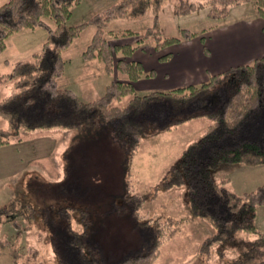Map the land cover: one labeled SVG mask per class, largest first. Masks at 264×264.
I'll list each match as a JSON object with an SVG mask.
<instances>
[{
  "label": "trees",
  "instance_id": "16d2710c",
  "mask_svg": "<svg viewBox=\"0 0 264 264\" xmlns=\"http://www.w3.org/2000/svg\"><path fill=\"white\" fill-rule=\"evenodd\" d=\"M164 1L116 0L76 24H69L67 20L72 15V7L81 0H4L0 3V52L9 35L38 26L45 29L40 49L30 58L16 61L6 77H0L2 81L12 82L9 93L0 99V118L7 123V128L0 127V145L10 143L11 137L21 132L66 131L83 125L106 124L110 133L124 144L127 153L132 154L145 132L156 134L157 126L171 129L192 118L210 119L201 135L182 147L176 163L158 182L161 189L183 191L187 215L177 218L170 214L141 213L145 202L156 197L157 188L152 193L126 195L131 215L145 228L144 248L126 254L117 262L105 263L97 255L98 244L90 240L86 219L74 216L77 225L73 218L65 217L70 214L66 209L60 211L61 216L53 213L57 217L47 211L46 221L54 227L51 241L57 264H151L161 246L183 222L195 218L206 221L213 230L199 247V254L206 259L216 255L223 261V257L237 252L247 253L245 258H249L253 247L256 252L264 248V237L254 221L256 207L264 206V183L237 193L226 185L227 178L217 180L213 176L221 165L264 163V53L248 63L210 74L198 84L140 92L135 88V81L152 75L153 69L145 70L139 60L131 57L150 36H153V48L160 50L200 35L226 19L229 9L236 5L250 2L255 14L264 17V0H176L174 14L186 15L206 8L211 23L200 30L180 28L177 35L160 36L154 26ZM148 9L153 13L152 25L141 33L127 28L122 34L136 37L132 42L110 43L109 36H117L108 27L112 20L141 16ZM88 24L94 26V32L82 51V58L96 60L108 75L115 77L101 95L83 100L73 89L61 87L58 81L64 74L62 51ZM170 55L166 52L158 59L164 61ZM217 85L221 91L206 92ZM202 93L215 95L208 96L207 104L203 100L208 98ZM125 96L127 100L123 99ZM7 205L0 206V219L10 212ZM81 215L86 214L81 212ZM238 235L244 239L237 238ZM0 247L14 262L22 259L21 263H32L39 256V250L32 248L22 258L25 247L17 239L13 244L3 237Z\"/></svg>",
  "mask_w": 264,
  "mask_h": 264
},
{
  "label": "rangeland",
  "instance_id": "374dc122",
  "mask_svg": "<svg viewBox=\"0 0 264 264\" xmlns=\"http://www.w3.org/2000/svg\"><path fill=\"white\" fill-rule=\"evenodd\" d=\"M3 1L0 0V3ZM114 1L81 0L72 7V15L67 22L76 24L84 21ZM175 2L165 0L161 5L154 26L160 36L177 35L180 28L200 30L211 23L206 16V8L186 15L174 14ZM244 8H253L252 3L231 7L230 18L236 17ZM152 23L151 9L141 16L116 18L108 25L117 33L116 37L109 36L110 43L132 42L136 37L122 34L127 28L141 33ZM93 32L94 26L86 25L73 43L62 51L65 66L59 85L73 89L83 100L101 95L115 77L108 75L96 60L82 58V51ZM44 37L45 29L41 26L9 35L0 52V77L5 78L16 61L30 58L39 50ZM141 46L144 48L140 49L155 50L153 36L145 38ZM168 47L155 50L157 57L168 52ZM93 64H96V68ZM159 78L156 76L149 84L151 81L158 82ZM11 83V80H0V99L9 93ZM219 86L211 87L206 92L221 91ZM213 95L208 96L214 98ZM127 98L125 96L123 99ZM203 102L208 104L209 98ZM209 122L210 119L204 116L171 129L157 126L156 134L145 132L138 149L132 154L127 153L124 144L110 133V127L106 124L83 125L66 131L21 132L11 137L10 143L0 145V206L8 204L10 209L7 216L0 219V239L2 241L6 237L13 244L17 239L25 247L24 259L26 250L32 248L39 250V256L32 263H21L22 259L14 262L7 251L0 247V264H57L51 241L54 227L46 221L49 217L44 213L48 211L47 214L61 216L60 211L65 209L70 211L65 217L69 220L73 218L74 224H77L75 217L86 219L90 240L98 244L97 255L105 263L117 262L126 254L143 250L145 228H141L131 215L126 195L133 192L152 193L157 188L156 197L145 202L141 213L170 214L177 218L187 215L183 191L177 188L161 189L158 182L176 163L182 147L198 138ZM0 127L7 128L2 118ZM213 176L217 180L227 178L226 185L242 193L264 183V163L253 166L221 165ZM11 201L12 204L9 203ZM81 212L86 215H81ZM254 221L264 237V206L256 207ZM212 231L211 226L200 218L183 222L181 228L161 246L159 255L151 264H264L263 247H260L261 252H256L253 247L249 258H245L247 253L244 252L228 254L223 261L216 255L209 259L202 257L199 254L200 244Z\"/></svg>",
  "mask_w": 264,
  "mask_h": 264
},
{
  "label": "crops",
  "instance_id": "0c3cea01",
  "mask_svg": "<svg viewBox=\"0 0 264 264\" xmlns=\"http://www.w3.org/2000/svg\"><path fill=\"white\" fill-rule=\"evenodd\" d=\"M140 48L144 47L137 48L131 57L139 60L145 70L153 69V74L135 81L137 90H166L198 84L210 74L248 63L264 53V17L257 16L254 8H244L236 17L228 16L200 35L169 45L171 55L164 62L157 59L155 50ZM156 76L160 77L158 82L149 84Z\"/></svg>",
  "mask_w": 264,
  "mask_h": 264
}]
</instances>
